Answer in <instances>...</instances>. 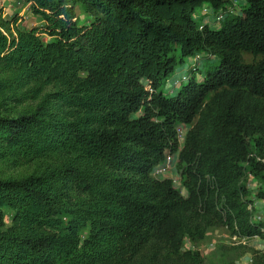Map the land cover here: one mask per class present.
I'll list each match as a JSON object with an SVG mask.
<instances>
[{
	"label": "trees",
	"instance_id": "obj_1",
	"mask_svg": "<svg viewBox=\"0 0 264 264\" xmlns=\"http://www.w3.org/2000/svg\"><path fill=\"white\" fill-rule=\"evenodd\" d=\"M22 1L47 41L0 11V264H204L184 239L215 227L264 238V222H249L240 167L264 184V0L205 31L192 11L220 0ZM76 4L88 24L78 25ZM207 47L218 67L172 98L149 97L140 77L155 90L174 51L180 62ZM240 52L260 58L245 64ZM148 105L195 119L186 196L150 175L174 144L151 113L131 117Z\"/></svg>",
	"mask_w": 264,
	"mask_h": 264
},
{
	"label": "rangeland",
	"instance_id": "obj_2",
	"mask_svg": "<svg viewBox=\"0 0 264 264\" xmlns=\"http://www.w3.org/2000/svg\"><path fill=\"white\" fill-rule=\"evenodd\" d=\"M248 6V0H220V5L212 3H202L194 8L192 11V18L195 21L200 31L206 29H218L221 25L231 19V17L241 15L242 11ZM0 11L3 18L9 19L14 15L20 17L19 27L26 30L38 29L42 41H47L46 34L41 31L44 26V21L40 16L32 14L30 4L24 3L22 0H0ZM74 13L76 21L79 26L86 25L90 22V15L84 8L76 4L74 6ZM216 17H221L219 21ZM177 57V62L166 76H161L160 85L157 89H152L150 82L144 76L140 77V81L144 90L148 93L149 97L152 94L160 93L163 97H174L182 88L189 82L192 76L197 81L202 80L203 74L207 71L213 70L220 64V55L214 49L207 47L205 50L194 53L193 55L183 57L179 62V50L174 51ZM238 57L241 62L245 64L255 63L260 57H253L252 55L240 52ZM146 107H139L133 112L132 118L137 119L140 117L152 116L150 120L159 123L160 128L168 136V145L174 144V147H167L164 155L150 170V175L155 180H168L171 185L179 191L182 196L187 194L186 184L190 181L185 170L190 168L191 159L187 158V153L184 152L186 135L193 122L185 124L177 121L173 117L163 118L157 115V111L148 105ZM189 157V156H188ZM246 164L240 165L243 167V177L241 184L248 191L247 201L257 205L249 215L250 223L264 222L262 215L261 220L255 218L259 212L264 213V200L258 197L260 190L264 188L263 180L248 173ZM248 204V202H247ZM4 222L7 226L11 224V212L4 208ZM87 229L80 232V237L87 236ZM184 250H193L199 252L204 264H253L255 258H259L264 254V238L256 235L250 237H239L231 233L225 227H215L207 231L204 238L197 242H192L189 239H184Z\"/></svg>",
	"mask_w": 264,
	"mask_h": 264
},
{
	"label": "built area",
	"instance_id": "obj_3",
	"mask_svg": "<svg viewBox=\"0 0 264 264\" xmlns=\"http://www.w3.org/2000/svg\"><path fill=\"white\" fill-rule=\"evenodd\" d=\"M220 18H221V17H216V20L219 21ZM257 160L260 161L262 164H264V159H259V158H257ZM246 207H247V211H248L250 214L253 212V210H254V212H255V209L258 208L257 205L254 204V203H252V202H248V204H247ZM262 215H263V217H264V213L259 212L257 215H255V218L258 219V220H261ZM254 237H256V236H254Z\"/></svg>",
	"mask_w": 264,
	"mask_h": 264
}]
</instances>
